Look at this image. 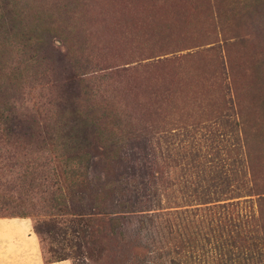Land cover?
<instances>
[{"label": "rangeland", "instance_id": "obj_1", "mask_svg": "<svg viewBox=\"0 0 264 264\" xmlns=\"http://www.w3.org/2000/svg\"><path fill=\"white\" fill-rule=\"evenodd\" d=\"M8 17L15 21L7 26L12 34L0 84L7 83L6 105L14 121L74 133L78 111L101 126L104 140L119 136L117 124L131 126L130 134L146 127L159 153L169 154L172 161L159 163L174 172L172 182L179 185L181 172L196 165L190 162L196 147L187 141L194 126L219 117L238 120L246 138L264 136L258 128L264 126V111H258L264 108V0H7L5 6L0 0V21ZM232 105L238 117L226 116ZM26 134L16 132L20 138L13 148L0 145V183L5 181L0 198L11 197L6 207L16 211L39 209L47 172L62 182V167L53 157L59 150L22 144ZM104 150H99L103 162L82 188L83 197L96 204L83 245L63 248L70 264H219L214 239L204 242L195 223L185 231L188 246L181 242L176 248L180 241L166 234L148 235L137 222L142 206L127 201L132 198L122 180L126 164L117 161L125 149ZM29 179L36 189L31 196ZM13 183L14 191L4 190ZM24 217L32 226L42 220ZM40 246L43 253L48 240Z\"/></svg>", "mask_w": 264, "mask_h": 264}, {"label": "trees", "instance_id": "obj_2", "mask_svg": "<svg viewBox=\"0 0 264 264\" xmlns=\"http://www.w3.org/2000/svg\"><path fill=\"white\" fill-rule=\"evenodd\" d=\"M1 2L3 6L7 5V0ZM8 19L6 23L0 21V79L6 68L7 39L12 34V28L7 26L15 21L12 17ZM19 29L23 33V27L19 26ZM6 85L0 84V145L13 148L14 142L20 138L16 137V132L23 129L29 134L22 135V144L46 143L59 150L53 157L62 167V182L59 183L53 171L51 174L47 172L49 177L42 176L46 179L39 209L31 205L29 211H16L6 207L7 203H13L11 197L0 198L4 200L0 217L41 216L42 220L32 226V232L39 245L48 240L49 247L43 253L40 246L42 257L44 253L49 256L47 259L43 257L45 261L66 260L68 253L63 248L83 245L92 215L89 211L96 208L95 203L83 197L84 182L91 181L88 177L92 168L103 162L100 149H106L104 154L107 150L124 148L122 158L117 161L123 160L126 164L122 180L126 193L132 198L127 201L142 206L137 212L143 214L137 222L148 235L151 232L157 236L164 234L165 239L166 234L168 238L180 241L176 248L183 247L181 242H187L185 231L195 223L198 230H203L200 238L204 242L214 239L213 248H219V264H238L245 260L251 261L247 264H264V155H259V152L264 153L262 134L246 138L238 120L222 121L219 117L217 122L194 126L187 141L189 148L196 147L190 157V162L196 165L193 171L181 172L183 183L179 185L172 182L174 172L160 165L159 162H168L171 158L169 154L163 156L159 153L157 142L148 128L140 127L136 134H130L126 131L131 126L117 124L115 130L119 136L104 140L98 132L101 126L98 129L94 121L82 119L84 113L78 111L73 113L78 120L73 121L74 133H63L54 126L40 127L14 121L9 117V106L6 105ZM259 109L264 111V108ZM226 112L228 117L240 115L234 105ZM258 128L264 130V126ZM40 131L48 136L41 138ZM33 132H36V141L31 139ZM13 157L14 154L10 156ZM106 158L109 162L114 160L110 155ZM4 184L5 181L0 183V187ZM26 187L27 194H34L36 189L31 179L26 182ZM15 188L17 185L13 183L4 190L14 191ZM15 199L18 201V197ZM85 202L88 212L83 210ZM162 203L168 206L161 207ZM164 209L171 211L162 212Z\"/></svg>", "mask_w": 264, "mask_h": 264}, {"label": "crops", "instance_id": "obj_3", "mask_svg": "<svg viewBox=\"0 0 264 264\" xmlns=\"http://www.w3.org/2000/svg\"><path fill=\"white\" fill-rule=\"evenodd\" d=\"M0 264H70L68 260L45 261L39 241L26 217H0Z\"/></svg>", "mask_w": 264, "mask_h": 264}]
</instances>
